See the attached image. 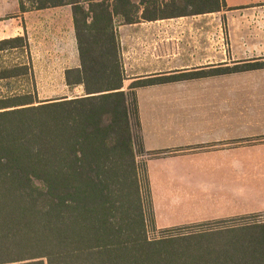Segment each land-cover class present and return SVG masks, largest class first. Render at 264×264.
Wrapping results in <instances>:
<instances>
[{"label": "trees", "instance_id": "1", "mask_svg": "<svg viewBox=\"0 0 264 264\" xmlns=\"http://www.w3.org/2000/svg\"><path fill=\"white\" fill-rule=\"evenodd\" d=\"M18 2L20 11L72 7L80 67L67 69L64 80L85 94L40 99L33 68L11 64L28 49L26 39L0 40V67L4 55L10 65L0 68V264H264V223L217 229L232 235L223 244L194 241L211 230L148 238L146 203L153 215L146 169L136 159L144 148L135 92L262 69L264 60L123 88L116 18L131 24L148 11L210 13L224 6L221 0H185L190 7L141 14L131 0Z\"/></svg>", "mask_w": 264, "mask_h": 264}, {"label": "crops", "instance_id": "2", "mask_svg": "<svg viewBox=\"0 0 264 264\" xmlns=\"http://www.w3.org/2000/svg\"><path fill=\"white\" fill-rule=\"evenodd\" d=\"M131 1L139 5V14L144 8L190 7L185 0ZM221 2L224 6L210 13L183 16L152 13L131 24L118 22L116 28L126 78L123 88L126 89L133 81L150 77H172L264 60V52L253 58V45L248 33L237 32L238 25L244 27L254 12L264 7V0ZM197 7L202 6L198 4ZM224 20L228 26V49H224L223 44ZM17 36L24 37L28 43L24 54L11 61V64H17V68H33L36 75L39 68H64L65 72L80 67L70 5L29 8L16 16L0 19V40ZM2 62L3 67L0 68H10L8 56L4 55ZM222 75H213L214 81L208 79L211 76L205 78L207 85L214 82L215 103L197 120V124L184 113H175L178 106L190 104L191 80L167 81L136 89L143 148L145 152L157 153L150 160V166L148 164L159 170L151 176L153 182L167 184L171 176L180 177L185 168L194 166L192 162L203 169H264V97L246 101L247 107L241 109L236 100L222 104L219 96L223 88ZM244 138L250 143L244 147L237 144L230 150L207 151L198 156L190 154L194 144L222 146ZM170 166L175 169L168 168ZM161 186H156V191L153 188V193L163 196L158 198L154 195V199L172 198Z\"/></svg>", "mask_w": 264, "mask_h": 264}, {"label": "rangeland", "instance_id": "3", "mask_svg": "<svg viewBox=\"0 0 264 264\" xmlns=\"http://www.w3.org/2000/svg\"><path fill=\"white\" fill-rule=\"evenodd\" d=\"M17 1L0 0V19H8L11 16L18 15L20 10ZM151 12L148 11L146 15H151ZM253 15L244 27L242 25L237 26V32L248 33L253 45V58H255L261 56L264 52V7L257 9ZM116 21L118 23L122 19L118 17ZM227 27L224 20L222 25L224 49H228L227 45L230 43ZM63 69L39 68L34 78L40 99L71 97L80 94L79 88L71 90L66 86ZM222 76L223 88L222 94L219 95L222 97V104H230V102L236 100L239 102V108L241 109L247 107L246 101L260 100L264 97V68L223 74ZM211 77L208 79L214 81L213 75ZM205 78L189 79L191 80L189 84L190 104L185 106L186 109L183 106L184 109L178 106L175 110V113H184L185 117H189L196 124L197 120L208 113L206 111L213 108L215 103L214 82L210 81L211 83L207 85ZM23 83L21 82V84ZM216 91L218 92V89ZM134 131L136 132V129ZM248 143V140L244 138L230 145L222 144V146L220 144H194L190 148L193 149L190 154L198 156L207 151L230 150L237 144L239 147H244ZM156 154V152L148 153L144 150L136 158L140 167L146 169L150 192L151 215L153 216H150L151 211L146 203L148 238L157 239L164 236L185 235L211 230L209 231L211 233L207 232L204 235H199L194 241L223 244L228 242L232 235L229 233L230 231H219L217 229L264 223V183L262 182L264 180V169H203L192 162L194 166H191L190 169L185 168L183 175L181 173L180 177L171 176L167 184H161L168 190V195L172 198L160 200L158 198L163 195L156 192L154 194L153 188L156 191V186H159V188L162 186L160 183L151 180V176L157 174L159 170L157 167H149L150 160ZM168 168L173 169L174 167L170 166ZM154 195L158 198L154 199ZM232 212L236 213L227 215ZM241 231L236 234L243 235L244 232Z\"/></svg>", "mask_w": 264, "mask_h": 264}, {"label": "water", "instance_id": "4", "mask_svg": "<svg viewBox=\"0 0 264 264\" xmlns=\"http://www.w3.org/2000/svg\"><path fill=\"white\" fill-rule=\"evenodd\" d=\"M79 92H80V94H85V90H84V87L82 85L79 87Z\"/></svg>", "mask_w": 264, "mask_h": 264}]
</instances>
